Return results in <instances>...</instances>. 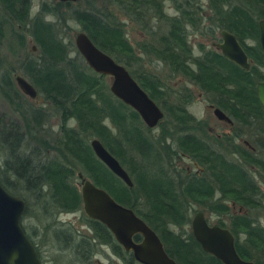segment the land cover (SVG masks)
Returning a JSON list of instances; mask_svg holds the SVG:
<instances>
[{
  "label": "trees",
  "instance_id": "1",
  "mask_svg": "<svg viewBox=\"0 0 264 264\" xmlns=\"http://www.w3.org/2000/svg\"><path fill=\"white\" fill-rule=\"evenodd\" d=\"M18 1L2 0L0 41L5 25L11 27L21 47L27 37L32 39L37 51L21 62L22 73L58 124L52 134L44 127L49 122L48 112L24 106L29 139L26 141L25 134L16 129L4 135L0 184L10 194L23 197V219H34L41 245L45 246L48 235L58 240V236L62 239L60 233L67 232V228L58 226L57 217L78 211L85 214L77 184V173L81 172L120 205L134 210L157 233L164 250L177 264H222L206 254L192 231L186 229L196 212L215 216L216 222L211 225L231 231L239 257L264 264V227L255 216V212L264 210V193L258 180L264 181V107L255 87L257 81H264L257 23L264 19V0H204L209 15L203 23L208 26L197 20L202 16L203 0H107L106 7L145 31L150 41L139 44V50L169 70L167 79L183 80L178 88L151 72L132 69L140 66L141 60L134 56L123 24L113 11L92 3L79 7L87 0H46L32 14L29 2L19 11ZM165 2L180 17L169 16ZM154 20L159 22L156 27L152 25ZM16 25L23 27L19 30ZM187 26L192 34L204 39H215L220 30L234 34L249 56L250 69H241L215 51H204L200 43L197 46L202 54L187 61L190 47L182 36ZM76 31L85 32L100 51L126 67L159 105L164 116L157 125L161 127L158 135L152 134L153 128H146L139 114L110 93L106 76L89 69L75 48ZM1 78L6 95L19 101L11 78L7 74ZM185 82L201 90L210 104L227 114L232 121L229 134L212 136L203 130L201 122L186 109L192 94ZM38 134H42L41 139ZM93 139H98L126 170L133 183L130 188L95 157L90 148ZM32 141L33 149L25 152L24 145ZM182 156L198 165L194 172L179 168L177 161ZM229 203L245 212L232 214ZM85 219L100 242L110 244L126 263L139 264L101 223ZM21 226L36 246V227H31L30 234L28 227ZM140 238L134 237L135 241ZM75 244L67 247L72 259L93 264L94 248ZM36 250L42 259L38 246Z\"/></svg>",
  "mask_w": 264,
  "mask_h": 264
},
{
  "label": "water",
  "instance_id": "2",
  "mask_svg": "<svg viewBox=\"0 0 264 264\" xmlns=\"http://www.w3.org/2000/svg\"><path fill=\"white\" fill-rule=\"evenodd\" d=\"M59 1L76 3L79 0ZM257 23L258 44L264 54V19ZM219 35L221 41L215 46L222 56L241 69L248 71L251 66L249 56L244 47L239 44L236 36L226 30H221ZM73 42L89 69L109 78L110 93L129 106L136 114H139L146 128H155L163 118L164 112L134 80L126 67L113 60L104 51H100L89 40L85 32L76 33ZM33 49L35 50V47ZM15 77L16 85L20 91L28 98L36 99V89L24 77L20 75ZM255 87L256 97L264 107V81H257ZM213 114L217 120L232 124L224 111L214 108ZM90 148H92L95 157L115 177L120 178L127 187L132 186V180L126 170L98 139L90 141ZM77 178L80 180L82 210L86 217L101 223L113 235L115 242L124 252L131 253L133 260L139 264H177L164 250L163 243L157 233L137 216L134 210L120 205L107 191L96 187L81 172L77 173ZM25 207L26 204L20 196L10 194L0 184V264H42L35 246L21 226ZM190 228L193 238L200 244L201 249L222 264H254L252 260L239 257L235 247V238L231 231L218 225L209 224L202 212H196L191 220ZM136 235L141 237L139 241H135Z\"/></svg>",
  "mask_w": 264,
  "mask_h": 264
},
{
  "label": "rangeland",
  "instance_id": "3",
  "mask_svg": "<svg viewBox=\"0 0 264 264\" xmlns=\"http://www.w3.org/2000/svg\"><path fill=\"white\" fill-rule=\"evenodd\" d=\"M45 2L46 0H29L31 5V12L36 13L40 4L42 2ZM92 3L96 8L103 7L108 12L113 11L115 13V18L123 24V27L125 29L126 38L128 39L132 50H134V56L136 55L141 61L140 66H135L132 69L134 71L138 72H151L155 74V76H158L160 80L163 82H166L167 85H170L173 88H178L180 85H182L183 80H181L179 77H174L173 79H167L169 70L165 68V66L158 62L157 60L151 59L146 54L143 55V52L139 50V44H145L150 41V38L146 35L145 31H143L134 21L132 22L128 17L121 15L113 8L106 7L108 1L107 0H87L84 4H79V7L83 8L85 5H88ZM202 8L204 13H207V4L206 1H202ZM77 5H75L76 7ZM165 6H167L168 14H171L173 12L172 5H170L169 2H165ZM152 25L156 27L158 25V22L155 20L153 21ZM75 28L78 30L79 27L75 26ZM78 33V31L75 32V34ZM74 34V35H75ZM3 38L0 41V174L2 175L3 172V163L2 155H4V152L2 151L5 146L4 145V135H6V132H10L12 134L11 130H20V133L25 134V140L29 139L28 132L29 130L26 129L24 119V112L25 108L32 107V108H43L46 112H48L49 115V122L44 126L45 129H48L52 134H54L57 131V118L51 116L48 108L45 103L44 99L42 97H39L37 95L36 99H32L31 97L28 98L25 96L20 89L17 87L15 82V76H21L24 77L26 80V76L23 75V70L21 66V62L25 60V58L29 55H33L36 53L37 49L35 47V44H33V41L30 37L26 38L25 46L21 47V45L18 42V39L14 34H12V29L10 26L5 25L3 30ZM71 37H73L71 35ZM219 37L217 36V39ZM74 39V37H73ZM198 42L203 43L205 46V49H209L211 42L209 41L205 42L201 39V37H195L192 39L191 43L196 46ZM35 47V50L33 48ZM196 55H199V50L197 49ZM7 74L11 80L12 85L20 95V100L18 101L16 98H12V95L9 96L5 93V88H3L2 84V76ZM106 80L109 81V78L106 77ZM29 83V82H28ZM184 86L191 91L192 97L191 102L187 106V111L192 114L198 121L201 122V127L204 131H208V133L212 136H221L224 134H229L231 132L229 126L225 121L217 120V118L213 114V107L209 103V100L206 99L204 93L194 87L190 82H185ZM17 102L20 103V108L17 105ZM15 130V131H16ZM161 130V127H155L152 129V134H159ZM39 139H41L42 134H38ZM27 141V140H26ZM11 142V141H10ZM41 142V141H40ZM34 142L26 145H24V151L29 152V149H33ZM38 147V146H37ZM177 165L181 169H186L187 171L194 172V170L197 169V164L195 162L191 161V159L187 156H182L177 161ZM78 180V179H77ZM259 182L261 183V188L264 193V181L263 179L258 177ZM78 186L80 185V180L77 181ZM7 191V190H6ZM13 195V194H12ZM16 195V194H14ZM20 196L22 199L23 197ZM25 204V203H24ZM230 204V212L232 214H238L241 212H245L242 207L239 205H235L234 203ZM255 216L258 217V224L262 225L264 227V210H260L259 212H255ZM205 217H207L208 221L211 224H214L216 222L215 216H208L207 214H204ZM86 215L82 212L78 211V213H68V214H62L59 217H57L56 222L58 226L63 227L64 229L67 228V230H76L77 233L87 234L89 235L90 227L86 223L85 219ZM23 219V217H22ZM21 219V221H22ZM23 226L28 227V232L32 234V228L36 227L37 229V235H39V238L33 236L34 241L37 243L36 246L39 248V252L41 253V263L42 264H79L75 262L74 259H72L71 254H67L64 252L63 245H61L57 240H55L51 235L47 236V242L45 243V246L41 245L39 242L41 239L40 230H38V226H36V223L34 219L30 216H26L25 219L21 222ZM32 227V228H31ZM187 230L191 231L190 224L186 226ZM27 236V235H26ZM31 241V240H30ZM32 243V242H31ZM61 245V246H60ZM34 246V245H33ZM35 246V248H36ZM62 247V248H61ZM99 251L102 249L100 247L97 248ZM104 251L107 253L101 254L97 253V255L94 256L93 264H123L121 260H119L114 253H111V250L109 248H104ZM38 254V252H37ZM39 257V255H38Z\"/></svg>",
  "mask_w": 264,
  "mask_h": 264
},
{
  "label": "flooded vegetation",
  "instance_id": "4",
  "mask_svg": "<svg viewBox=\"0 0 264 264\" xmlns=\"http://www.w3.org/2000/svg\"><path fill=\"white\" fill-rule=\"evenodd\" d=\"M57 1V0H56ZM27 2H29V0H20V2L18 1V6H19V11H22L23 10V6L24 5H26V3ZM202 2V1H201ZM201 2H200V4H201ZM30 3V2H29ZM202 5V4H201ZM4 5L2 4V0H0V8H2ZM200 15H202L203 16V18H202V16H199L198 17V21L200 22V21H202V24L201 25H203V26H208V25H206L205 23H203V20H207L208 19V12L207 13H204V11H203V8L201 7L200 8ZM208 11V10H207ZM169 16H171L172 18L174 17L175 19L177 18V17H180L179 16V13L178 12H176V10L175 11H173L171 14H168ZM159 23V22H158ZM16 27H17V29H22V27L23 26H21V25H16ZM201 27V26H200ZM157 30V29H156ZM221 31V30H220ZM219 31V32H220ZM219 32L218 33H216L215 35H216V38L215 39H211V38H208V39H204L203 37H201V36H199V37H201V39L202 40H204L205 42H209V41H214V42H211V44H210V46L211 47H209V49H205V46L203 45V43H201V42H198V43H200V45L201 46H203V48H204V51H209V50H212V51H215V52H217V53H219V54H221V52L217 49V47L215 46L216 44H218L220 41H221V38H220V35H219ZM158 33L159 34H161V31H158ZM182 36L186 39V42H187V45L190 47V53H189V55H188V58H187V61H188V59H189V57H197V56H199V55H201L202 54V49L200 48V47H198L197 45H198V43H197V45L196 46H194L192 43H191V41H192V39L193 38H195V37H198V36H196V35H194V34H192L191 33V31H190V27H184V30H183V34H182ZM217 36L219 37L218 39H217ZM129 42V41H128ZM130 44V43H129ZM131 46V45H130ZM197 49L199 50V55H196V52H197ZM34 50V49H33ZM222 55V54H221ZM249 63H250V60H249ZM212 106L211 107H213V109L214 108H217V107H215L213 104H211ZM222 111V110H221ZM227 115V114H226ZM227 125L230 127L231 125H229L228 123H227ZM157 127V126H156ZM205 216V215H204ZM206 219H207V217H206ZM208 221V220H207ZM208 223L209 224H211L209 221H208ZM64 233H60V236H61V238L62 239H60L59 238V236H58V242L61 244V245H63V248H64V252H66L67 254H70V251H67V247H70L71 245H77V244H75V243H78L79 242V244L80 243H82V246H84L85 247V245L86 246H92L93 248H94V256L95 255H97V253H103V254H107L105 251H104V248L106 247V248H109L110 250H111V253H114L113 252V250H112V248H111V246H110V244H107V243H103L102 241L100 242V240L97 238L98 237V235H97V233H95L94 232V230L90 227V230H89V235H87V234H82V233H77V231L76 230H67V232L66 231H63ZM112 238L114 239V237H113V235H112ZM60 245V246H61ZM98 247H100V248H102L100 251L97 249ZM62 248V247H61ZM122 249V248H121ZM123 250V249H122ZM37 251V250H36ZM124 251V250H123ZM114 255L119 259V260H121V262L123 263V264H128V263H126L125 262V258H122V257H119L116 253H114ZM94 256H93V259H94ZM92 259V260H93ZM92 263H93V261H92Z\"/></svg>",
  "mask_w": 264,
  "mask_h": 264
},
{
  "label": "bare ground",
  "instance_id": "5",
  "mask_svg": "<svg viewBox=\"0 0 264 264\" xmlns=\"http://www.w3.org/2000/svg\"><path fill=\"white\" fill-rule=\"evenodd\" d=\"M78 33H80V32H78Z\"/></svg>",
  "mask_w": 264,
  "mask_h": 264
}]
</instances>
